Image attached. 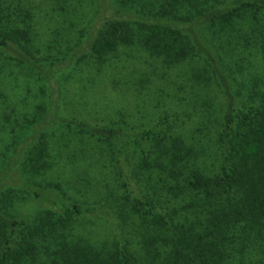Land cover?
Returning a JSON list of instances; mask_svg holds the SVG:
<instances>
[{
  "label": "rangeland",
  "instance_id": "obj_1",
  "mask_svg": "<svg viewBox=\"0 0 264 264\" xmlns=\"http://www.w3.org/2000/svg\"><path fill=\"white\" fill-rule=\"evenodd\" d=\"M198 1L0 0V20L9 17L1 22H11L9 26L17 23L30 33L31 42L19 38L17 47L27 46L43 66L55 60L68 61L47 75L34 72L0 50L1 212L27 219L34 230L43 224L50 233L64 231L69 235L64 239L80 241L81 247L91 251L93 246L99 251L110 248L116 238L123 241L115 218L127 206L122 180L139 198L140 187L149 179L157 181V174L151 177L135 165L133 159L138 154L132 156L131 147H123L125 154L120 152L119 157L122 166L117 164L113 147L62 126V119L74 118L95 126L122 123L135 132L164 121L159 129L164 126L166 133L203 141L189 147L187 171L192 168L206 176L215 173L221 149L216 136L226 97L218 80L207 82L197 77L204 69L209 75L205 59L177 62L150 50L143 42L149 32L139 23L131 24L130 42H120L112 52L97 55L82 49L91 35L101 41L109 38L117 9L154 14L166 8L173 18L189 19L197 17ZM211 4L217 1L208 0L207 5ZM232 24L220 30L224 32L221 36L209 29L203 34L221 67L233 75L238 104L255 108L264 101V53L260 45L264 10ZM74 50H81L83 56L72 58ZM31 189L50 192L65 207L36 198ZM159 195H166L165 190ZM71 204L86 211L77 215ZM131 216L132 223L139 221L135 213ZM255 233L249 234L255 238ZM42 235L36 243L38 264L46 249L57 244L50 246L51 235ZM137 239L129 245L134 246L133 252L142 248V239ZM255 240L246 252L247 264L264 262V250L259 246L262 241Z\"/></svg>",
  "mask_w": 264,
  "mask_h": 264
},
{
  "label": "trees",
  "instance_id": "obj_2",
  "mask_svg": "<svg viewBox=\"0 0 264 264\" xmlns=\"http://www.w3.org/2000/svg\"><path fill=\"white\" fill-rule=\"evenodd\" d=\"M215 1L217 4L208 6V0H199L197 17L189 19L173 18L166 8L154 14L117 9L109 38L101 41L91 35L82 48L97 55L112 52L120 42H130L127 35L131 24L139 23L149 32L143 42L150 50L177 62L192 57L205 59L209 75L204 69L196 76L207 82L218 80L226 97L221 129L216 136L221 149L215 173L206 176L192 168L187 171V165L191 164L189 147L203 141L200 138L188 141L181 135L166 133L164 126L159 129L164 121L135 132L122 123L95 126L74 118L62 119V126L75 128L89 139L113 147L117 164L121 165L120 152L125 154L123 147H131L130 154H138L133 159L135 165L151 177L156 173L158 180L144 182L139 198L122 180L127 206L115 218L123 241L116 238L110 248L101 247V251L96 246L90 247L93 251L85 249L80 241L69 242L64 239L69 236L64 231L50 233L43 224L31 229L27 219L0 211V264H38L36 243L44 238L42 234L51 235L50 246L57 244L46 249L40 264H247L246 252L252 248L253 240L262 241L259 246L264 250V101L255 108H242L238 104L233 75L221 67L206 43L209 38L203 34L209 29L221 36L224 32L220 30H227L237 19L264 10V0H222L220 4ZM1 20V51L41 74L50 75L55 68L67 64L68 61L55 60L40 65L27 46H16L19 38L29 41V31L17 23L9 26L11 22ZM260 39L264 53V33ZM80 51L74 50L72 58L83 56ZM160 190H165L166 195H159ZM31 191L36 198L65 207L50 192ZM69 207L77 215L86 211L78 204ZM133 213L139 219L134 223ZM253 232L255 238L250 236ZM136 238L138 242L143 240L139 243L143 249L133 252L134 246L129 245ZM260 263L264 264L262 261L257 264Z\"/></svg>",
  "mask_w": 264,
  "mask_h": 264
}]
</instances>
